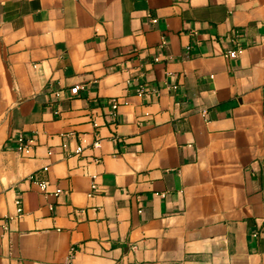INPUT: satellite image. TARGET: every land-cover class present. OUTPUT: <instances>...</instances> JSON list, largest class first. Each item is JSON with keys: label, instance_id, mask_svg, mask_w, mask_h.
<instances>
[{"label": "crops", "instance_id": "1", "mask_svg": "<svg viewBox=\"0 0 264 264\" xmlns=\"http://www.w3.org/2000/svg\"><path fill=\"white\" fill-rule=\"evenodd\" d=\"M0 264H264V0H0Z\"/></svg>", "mask_w": 264, "mask_h": 264}, {"label": "built area", "instance_id": "2", "mask_svg": "<svg viewBox=\"0 0 264 264\" xmlns=\"http://www.w3.org/2000/svg\"><path fill=\"white\" fill-rule=\"evenodd\" d=\"M154 23H156V20H153ZM241 36V32L237 31L234 33L233 41L237 44V49L228 52V55L231 54H240L243 52L244 47L239 43V37ZM119 102L117 100H113V109L116 110L118 108ZM17 145H18V151L30 156L34 150L35 142L34 139H26L23 135H19L16 137ZM82 148H77L76 153L79 154L81 153ZM44 171H48V167L44 169ZM31 180L36 181L35 176L30 177ZM42 189L46 190L48 183L47 182H41L40 183ZM92 189L96 190L97 185L93 183ZM59 192V191H58ZM18 204V209H17V218H20L23 216V209L22 207L19 206Z\"/></svg>", "mask_w": 264, "mask_h": 264}]
</instances>
